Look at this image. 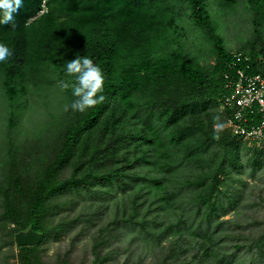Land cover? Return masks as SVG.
Masks as SVG:
<instances>
[{
    "label": "trees",
    "instance_id": "1",
    "mask_svg": "<svg viewBox=\"0 0 264 264\" xmlns=\"http://www.w3.org/2000/svg\"><path fill=\"white\" fill-rule=\"evenodd\" d=\"M240 4L255 37L243 42L251 47L243 52L250 61L238 67L263 73L264 0H22L13 13L16 27L0 24V42L13 51L0 63L8 122L2 129L8 146L3 163L9 167L0 183V230L8 229L19 249L12 264L39 263L47 234L58 236L81 220L94 227L93 258L75 263L60 257L57 264H111L116 242L128 245L127 260L137 256L140 263L150 256L155 264H264V238L257 239L255 251L250 246L248 259L242 254L246 242L228 244L248 227L217 214L219 207L242 213L244 197L221 187V176L229 179L224 165L228 157L237 158L242 138L220 132L214 139V119L203 120L199 112L226 93L225 73L236 74L231 66L237 58L225 45L223 22L215 20ZM189 27L205 34L214 65L189 58ZM77 55L91 58L105 77L106 101L84 113L65 112L75 97L57 87L64 64ZM52 91L60 93L55 105ZM57 107L61 117L54 114ZM41 112L47 119L41 126L57 132L56 143L31 157L34 171H24L12 135L18 116L27 114L30 121ZM65 167L71 172L61 179ZM68 193L74 198L65 204L81 205V212L53 226V198ZM28 229L41 232V241L19 245L16 233Z\"/></svg>",
    "mask_w": 264,
    "mask_h": 264
},
{
    "label": "rangeland",
    "instance_id": "2",
    "mask_svg": "<svg viewBox=\"0 0 264 264\" xmlns=\"http://www.w3.org/2000/svg\"><path fill=\"white\" fill-rule=\"evenodd\" d=\"M243 8L242 4H240L236 9H232V12L228 15L224 16L225 12H223L224 17L221 18L218 16L215 20L218 25L223 22L220 30L224 36L226 47L230 49L232 53L250 51L251 47L244 46L243 42L255 37L251 29L252 23L248 19L249 14ZM189 32L185 40V48L189 58H199L202 66L214 65L215 57L208 52L210 51V46L206 41L205 34L202 33L201 30L197 28L193 29L192 27H189ZM57 95H60V93L52 91L51 104L55 105L57 103ZM48 101L49 99H47V102ZM1 102L0 95V143H3L4 133L2 129L5 128L7 112L5 106H2ZM53 109L54 114L60 115L61 117L62 113L60 109L58 107L57 109ZM199 112L203 120H208L209 117L214 119V117L219 116L221 122L225 124L224 130L221 132L231 133L228 116L217 97L214 98L213 102L210 101L207 105L205 104L202 106ZM28 119L27 114L18 116L16 128L14 130L15 133L12 135V146L15 150L16 159L24 171L27 170V168L29 170L32 169L30 163L31 157H36L37 155H42L45 152L48 153L51 151L53 149V143H56L53 142V137L57 138V132H52L51 129H46L41 126L45 124V120H47L43 116V112L37 113L36 116L32 117L33 120L30 119V121H27ZM32 121H35V123ZM40 129H42V132H39ZM48 140L50 144L47 143ZM239 141L240 152H238L237 158L235 156L228 157L227 163L224 165L226 171L229 173V179L222 175L221 184L224 183L221 187L225 185L230 186V190H237L236 194L240 198L244 197L242 202L243 207L240 209L242 213L236 216V209L231 208L230 211L226 212V207H219L217 214L224 219L236 217L239 222H242L244 226L248 227L243 233L238 231L235 234L236 236L234 235L235 240L228 244H245L244 242H246V247L242 254L248 259H251V255H253L252 252L255 251L254 248H256L255 244L257 239L259 237L264 238V142ZM1 147L0 183L5 182L7 177L6 173L8 172L7 168H9L6 163H3L7 157L6 155L3 156L4 150L8 146H6L4 142ZM233 161L235 162L233 163ZM187 167L188 165L185 167L186 172L188 171ZM34 169L33 167L32 171H34ZM196 171L201 172L200 168ZM70 172L71 168L65 167L61 172V179L68 178ZM70 197L74 198L71 193L63 194L60 198H57V194L56 197L54 196V203L51 205L48 215V222L51 225L57 226V222L62 216L63 218H68L70 215V220L73 221L77 214L81 212V205H73L70 207L69 204H65V200ZM217 197V194L213 197L214 201H217ZM1 212H3V206L0 199V213ZM93 230L94 227L91 228L90 225L81 220L80 223L69 225V230L65 227L63 231L58 233V236L57 233L54 232L48 233L46 240L39 247L40 261L37 264H57V260H59L60 257L66 258L67 256L72 258L75 263L92 259L91 236ZM8 232V229L0 230V264H12L19 256V249L15 243H12L11 236L8 235ZM120 237H118V240L121 239ZM244 239H246V241H244ZM116 243L117 244L113 248L118 247V252L113 253L114 260L111 264L140 263L137 256L129 260L124 257L123 252L128 245ZM250 246L253 251L249 249L251 248ZM140 264L155 263L150 256H145L144 261Z\"/></svg>",
    "mask_w": 264,
    "mask_h": 264
},
{
    "label": "clouds",
    "instance_id": "3",
    "mask_svg": "<svg viewBox=\"0 0 264 264\" xmlns=\"http://www.w3.org/2000/svg\"><path fill=\"white\" fill-rule=\"evenodd\" d=\"M22 5V0H0V24H11L16 27L13 13ZM46 11V5L40 13ZM13 55L12 49L0 42V63L6 62ZM64 79L57 82L61 92L71 89L75 99L70 104H65L63 110L68 112L84 113L88 109L103 104L106 101L104 92L105 77L102 68L94 63L88 56H79L67 61L63 66ZM225 124L220 117H214L213 131L214 139H219V133L223 131Z\"/></svg>",
    "mask_w": 264,
    "mask_h": 264
},
{
    "label": "built area",
    "instance_id": "4",
    "mask_svg": "<svg viewBox=\"0 0 264 264\" xmlns=\"http://www.w3.org/2000/svg\"><path fill=\"white\" fill-rule=\"evenodd\" d=\"M232 61L235 76L225 73L226 93L218 101L232 115L229 119L231 133L243 141L264 142V72L249 74L238 67V62L250 61L249 54L234 52ZM264 59V56H260ZM247 67L250 64L247 63Z\"/></svg>",
    "mask_w": 264,
    "mask_h": 264
},
{
    "label": "water",
    "instance_id": "5",
    "mask_svg": "<svg viewBox=\"0 0 264 264\" xmlns=\"http://www.w3.org/2000/svg\"><path fill=\"white\" fill-rule=\"evenodd\" d=\"M43 234L33 229L21 230L16 233L15 239L19 245H36L42 239Z\"/></svg>",
    "mask_w": 264,
    "mask_h": 264
}]
</instances>
